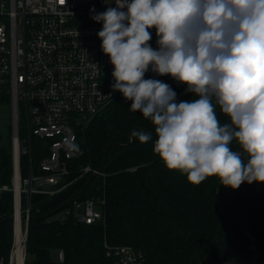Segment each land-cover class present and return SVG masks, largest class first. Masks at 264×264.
Returning a JSON list of instances; mask_svg holds the SVG:
<instances>
[{
	"label": "clouds",
	"instance_id": "9594fccd",
	"mask_svg": "<svg viewBox=\"0 0 264 264\" xmlns=\"http://www.w3.org/2000/svg\"><path fill=\"white\" fill-rule=\"evenodd\" d=\"M113 2L104 12L90 10L102 24L97 36L113 65L111 88L151 120L153 151L166 168L194 185L210 176L233 190L264 184V0ZM149 71L186 85L195 99L178 101L169 84L145 78ZM133 135L152 139L151 132Z\"/></svg>",
	"mask_w": 264,
	"mask_h": 264
},
{
	"label": "trees",
	"instance_id": "16d2710c",
	"mask_svg": "<svg viewBox=\"0 0 264 264\" xmlns=\"http://www.w3.org/2000/svg\"><path fill=\"white\" fill-rule=\"evenodd\" d=\"M185 88L173 87L177 100L195 99ZM131 103L119 93L78 131L80 149L68 161L69 182L86 178L70 199L83 194L84 199L103 198L104 219L94 224L61 220L60 215L38 219L54 209L39 213L49 199L33 195L28 263L55 264L52 253L62 250L64 264H115L106 254L107 247L128 245L142 254L145 264H200L202 259L222 264L228 258L251 256L245 227L264 257V184L259 188L257 182H245L233 190L216 176L199 185L189 183L186 175L167 169L154 153V126L149 118L130 110ZM217 111L221 123L227 122V116ZM134 131L151 132L152 139L141 143ZM230 147L241 150L236 141ZM47 153L46 142L35 141V174L42 173L40 163ZM22 164L27 176L30 158L24 157ZM87 166L92 172L81 177ZM101 169L92 178L93 171ZM12 177V127L0 123V187L11 185ZM12 216L13 193L0 192V258L8 256L13 244Z\"/></svg>",
	"mask_w": 264,
	"mask_h": 264
},
{
	"label": "built area",
	"instance_id": "2783aa9c",
	"mask_svg": "<svg viewBox=\"0 0 264 264\" xmlns=\"http://www.w3.org/2000/svg\"><path fill=\"white\" fill-rule=\"evenodd\" d=\"M112 0H108L111 3ZM106 0H0V99L7 98L12 111L13 177L11 185L0 192L13 193L14 239L9 254L0 264L28 263L27 239L32 196L49 200L64 191L69 182L68 161L79 152L78 131L107 107L120 92L113 91V65L101 50L97 36L102 24L91 16L104 12ZM153 48L156 30L149 29ZM162 80L172 88L171 76L151 71L145 78ZM21 114V116H20ZM20 117L24 130L20 129ZM45 141L48 153L40 163L42 173L35 174L32 165L34 143ZM77 145L72 150L66 144ZM30 158L27 176L23 175L22 159ZM92 172L85 167L81 177ZM97 173L98 171H93ZM67 179L65 185H59ZM56 187H53V186ZM219 200V198H218ZM101 197L71 204L60 215L61 220L94 224L104 219ZM19 215V227H17ZM251 256L228 258L222 264H264L258 245L246 229ZM108 257L115 264H145L142 254L132 246L107 247ZM64 251L59 262L64 264Z\"/></svg>",
	"mask_w": 264,
	"mask_h": 264
},
{
	"label": "water",
	"instance_id": "95a60500",
	"mask_svg": "<svg viewBox=\"0 0 264 264\" xmlns=\"http://www.w3.org/2000/svg\"><path fill=\"white\" fill-rule=\"evenodd\" d=\"M101 172H102V169L100 171H98L97 173H94L92 178H94L98 174H101ZM85 182H86V178L85 177L81 178L80 180L74 182L72 185H70L68 188H66L64 191H62L61 193H59L58 195H56L52 199H50L47 202H45L44 204H42L38 209L39 213H45V212L50 211L52 209H54V210L47 213L46 215L38 217V219H45V218L53 217V216L57 215L58 213H60L61 211H63L64 209H66L71 204H74V203H77V202L84 200L85 194L81 195L80 197H76V198H72V199H70V196L77 189L81 188L85 184ZM66 183H67V179H62L59 182V185H65ZM53 187H56V186L54 185ZM11 219H13V216L11 217Z\"/></svg>",
	"mask_w": 264,
	"mask_h": 264
},
{
	"label": "rangeland",
	"instance_id": "374dc122",
	"mask_svg": "<svg viewBox=\"0 0 264 264\" xmlns=\"http://www.w3.org/2000/svg\"><path fill=\"white\" fill-rule=\"evenodd\" d=\"M2 99H6L5 97ZM21 116V114H20ZM0 123L4 124V127L6 128L8 125H10L12 127V111H11V105L9 100L7 99L6 101H0ZM20 129L24 130V121L22 120V118L20 117ZM259 188H262V184L259 183ZM63 211H61L60 213H58L56 216L59 217V215H61ZM55 218V217H54ZM31 220V217H30ZM14 209H13V224H14ZM245 229H247V227H245ZM13 239H14V229H13ZM52 259L55 263L59 262V252L58 251H54L52 253ZM200 264H208L207 259H202V261L200 262Z\"/></svg>",
	"mask_w": 264,
	"mask_h": 264
},
{
	"label": "bare ground",
	"instance_id": "6f19581e",
	"mask_svg": "<svg viewBox=\"0 0 264 264\" xmlns=\"http://www.w3.org/2000/svg\"><path fill=\"white\" fill-rule=\"evenodd\" d=\"M20 221H19V215H17V227H19Z\"/></svg>",
	"mask_w": 264,
	"mask_h": 264
}]
</instances>
